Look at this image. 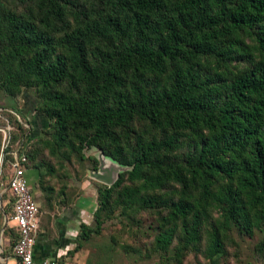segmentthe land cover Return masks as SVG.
I'll return each instance as SVG.
<instances>
[{
    "label": "trees",
    "instance_id": "obj_1",
    "mask_svg": "<svg viewBox=\"0 0 264 264\" xmlns=\"http://www.w3.org/2000/svg\"><path fill=\"white\" fill-rule=\"evenodd\" d=\"M28 91L50 154L128 167L76 250L149 213L164 264L216 263L256 231L264 264V0H0V93Z\"/></svg>",
    "mask_w": 264,
    "mask_h": 264
},
{
    "label": "rangeland",
    "instance_id": "obj_2",
    "mask_svg": "<svg viewBox=\"0 0 264 264\" xmlns=\"http://www.w3.org/2000/svg\"><path fill=\"white\" fill-rule=\"evenodd\" d=\"M37 99L33 91L13 98L0 93L1 147L5 149L0 153V230L5 227V233H15L14 228L5 225L11 207L2 203L11 197L4 189L10 169L8 160L16 154L28 152L29 165L40 164L37 166L35 196L42 213V230L55 239L58 250H67L58 259L69 262L76 258L81 264H164L159 255L150 251L154 217L149 213L138 215L131 223L119 216L111 218L103 224L101 234L92 236L83 242L81 248L75 249L80 223H94L97 187L106 185L95 176L101 170L100 159L91 148L83 150L85 158L82 160L76 154L63 158L61 153L53 155L43 148L39 140L47 136L44 134L47 126L37 128L31 123L41 117L33 110ZM32 154L34 158H31ZM94 159L97 161L95 169ZM105 169L107 175L124 171L121 165L112 161H107ZM262 235L261 231H256L253 236L235 234V244L228 245L227 254L216 263H210L199 253L190 252L183 264H259L254 245ZM12 248L13 241L11 252Z\"/></svg>",
    "mask_w": 264,
    "mask_h": 264
},
{
    "label": "built area",
    "instance_id": "obj_3",
    "mask_svg": "<svg viewBox=\"0 0 264 264\" xmlns=\"http://www.w3.org/2000/svg\"><path fill=\"white\" fill-rule=\"evenodd\" d=\"M26 161L24 153L14 155L5 184V189L10 192L13 200V210L9 218L15 223L18 231L12 248L13 254L17 264H59L52 258L36 260L34 257L39 228V205L23 164Z\"/></svg>",
    "mask_w": 264,
    "mask_h": 264
},
{
    "label": "crops",
    "instance_id": "obj_4",
    "mask_svg": "<svg viewBox=\"0 0 264 264\" xmlns=\"http://www.w3.org/2000/svg\"><path fill=\"white\" fill-rule=\"evenodd\" d=\"M31 123L33 125L35 123L34 126L39 128L40 126L45 124V118L37 117L33 120V122L31 121ZM26 173H27L30 184L33 187L34 193H35L37 191L35 187V182L38 179V170L36 168H28ZM12 201L13 200L11 196L9 199H5L2 202L3 205L8 204L11 207V212H9V214L6 216V219H5V225L10 226L11 228H14L15 233L14 235L10 234V232L5 233V227L0 230V264H17V259L14 256L13 251L11 252V242L13 241L14 243L18 237V231H17V228L15 227V223L11 221V219L9 218L13 210ZM58 249L59 247L57 246L55 239H53L52 237H49L48 233L42 230V213H40V209H39V228H38L37 238H36V242L34 246L35 259L42 260L44 258H52V259L57 260L59 264H81V262L76 258L72 259L69 262L61 261L58 258L61 257L62 254H66L67 250L64 251V250H58Z\"/></svg>",
    "mask_w": 264,
    "mask_h": 264
},
{
    "label": "water",
    "instance_id": "obj_5",
    "mask_svg": "<svg viewBox=\"0 0 264 264\" xmlns=\"http://www.w3.org/2000/svg\"><path fill=\"white\" fill-rule=\"evenodd\" d=\"M91 149H93L94 152L97 153L98 159H100V167H101V170L99 172H97L95 174V176L97 178H99V179H102L106 183V185H108V186L111 185L119 177V173L118 172L120 171L119 170L118 172H116L115 175H114V172H111L110 174L107 175L106 174L107 173V170L105 169V166H106L107 161H112L115 164L121 165L122 168H124L123 169L124 171L128 168L127 166H125L123 164H120L116 160H114L111 157L105 155L100 149H98V148H91Z\"/></svg>",
    "mask_w": 264,
    "mask_h": 264
}]
</instances>
